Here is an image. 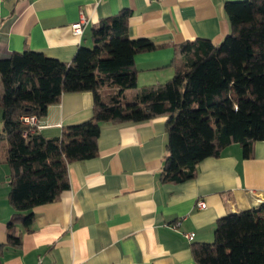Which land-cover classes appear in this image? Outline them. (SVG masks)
<instances>
[{"label": "crops", "instance_id": "obj_1", "mask_svg": "<svg viewBox=\"0 0 264 264\" xmlns=\"http://www.w3.org/2000/svg\"><path fill=\"white\" fill-rule=\"evenodd\" d=\"M239 1L245 0H0V59L33 51L68 62L92 44L94 26L128 10V36L156 46L134 57L137 86H155L173 76L175 45L223 41L230 32L224 5ZM82 17L87 23L75 36L71 26ZM92 105L89 92L64 94L36 131L59 137L63 128L88 120ZM165 122L102 125L97 156L68 166L69 190L33 210L30 232L18 226V247L7 239L14 211L0 137V264H197L192 245L212 243L218 220L264 202V141L254 143L248 159L232 144L200 162L192 180L163 184ZM197 201L206 208L197 209Z\"/></svg>", "mask_w": 264, "mask_h": 264}, {"label": "trees", "instance_id": "obj_2", "mask_svg": "<svg viewBox=\"0 0 264 264\" xmlns=\"http://www.w3.org/2000/svg\"><path fill=\"white\" fill-rule=\"evenodd\" d=\"M230 32L218 45L196 39L175 45L173 76L155 86H137L134 57L156 49L128 36L130 11L91 29L92 47H79L68 62L23 51L0 59L2 162L10 171L7 224L12 247L18 226L30 232L33 210L55 203L70 188L68 166L93 159L104 124L165 118L163 184H182L198 164L218 158L232 144L248 159L264 141V0L226 2ZM93 96L88 120L46 139L20 118L46 115L64 94ZM197 264H264V202L218 220L213 242L192 245Z\"/></svg>", "mask_w": 264, "mask_h": 264}, {"label": "built area", "instance_id": "obj_3", "mask_svg": "<svg viewBox=\"0 0 264 264\" xmlns=\"http://www.w3.org/2000/svg\"><path fill=\"white\" fill-rule=\"evenodd\" d=\"M86 20L82 17L78 23L71 26L72 32L75 36H79L82 33L83 27L86 25ZM23 125H25L28 128H31L32 130H37L38 128V119L35 116H24L20 118ZM196 208L199 210H203L206 208V205L202 201L196 202ZM181 220H176L173 224V228H178L180 226ZM184 238L187 241H191L193 239V234L191 233H185L183 234Z\"/></svg>", "mask_w": 264, "mask_h": 264}, {"label": "rangeland", "instance_id": "obj_4", "mask_svg": "<svg viewBox=\"0 0 264 264\" xmlns=\"http://www.w3.org/2000/svg\"><path fill=\"white\" fill-rule=\"evenodd\" d=\"M89 47L91 48L92 47V44ZM138 87H143V86H138Z\"/></svg>", "mask_w": 264, "mask_h": 264}]
</instances>
